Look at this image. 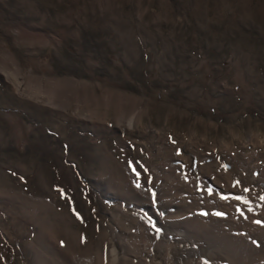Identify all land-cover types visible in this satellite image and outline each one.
<instances>
[{"label":"rangeland","instance_id":"obj_1","mask_svg":"<svg viewBox=\"0 0 264 264\" xmlns=\"http://www.w3.org/2000/svg\"><path fill=\"white\" fill-rule=\"evenodd\" d=\"M179 204L184 261L264 264V0H0V264L151 261Z\"/></svg>","mask_w":264,"mask_h":264},{"label":"bare ground","instance_id":"obj_2","mask_svg":"<svg viewBox=\"0 0 264 264\" xmlns=\"http://www.w3.org/2000/svg\"><path fill=\"white\" fill-rule=\"evenodd\" d=\"M180 181L184 182L182 179H180ZM149 188H150V185L148 186V189ZM148 189H147V193H149ZM169 208H172L174 211L172 213H168V215L166 214L167 215V219L164 222L157 221V223H155V224L151 223L149 226L146 225L147 228L143 227L144 228L143 229L144 232L148 231V230L151 231L152 235L150 237L152 238V241H154V242H151L152 245H155V242H157L156 246H158V247L160 246V248L165 249L166 250V253H165L166 255L165 254L164 255L161 254V252L159 251V256L157 258L152 257V259L150 258L151 261H147L143 257H148L149 255H148L147 252H149V251H147L145 249L138 250L139 249V245L136 244V243H133L134 241L133 242L132 241L129 242V245H127L125 243H122V244L119 243V247H117V244H115V242H113L112 239H108L107 238L105 241H102V239L99 240L100 242H99V245H98V250H97V253L95 255L96 256V262H94V264H182V263H185V264H200V261L197 260V259H194V260L191 259L190 261H186L187 260L186 259L184 261V258H180V257H182L181 254H182L183 251H188V249L185 250L186 249V245L179 244L177 241L169 239V238H167V236L165 237L164 235L158 233L159 231L158 232L156 231V228H155L156 226L155 225H158V227L160 229L162 228V230H169V231L177 230V231H180L182 234L185 235V237L187 236V238H188L187 242L188 243H186V244H189V245L193 244L194 242L198 243L200 240L202 241V237H204L202 232H207L209 237H210V235H213V234L209 233L210 229L208 230L206 226H204V227L201 226L202 224H201V222L199 220L201 218L200 217L201 214L199 212H196L194 210V208H193L192 211H188V209H186V207L182 206V204L174 205V206H171V207L169 206ZM120 212L122 213V215H126L124 210L121 209V208H120ZM176 214H178V215H176ZM141 230L138 231L137 233L140 234ZM260 231H261V229H254V233H256V235H258V234L260 235L261 234ZM44 235H45L44 239H46L47 243H49L51 245L52 241H53L51 239V236L46 234V233ZM246 235L247 234H244V235L243 234H237L235 236L229 235V236H224V239L226 241H233L234 243L237 242L238 244H240V245L244 246V248H246L245 246H248L247 242L245 241L246 240ZM253 235L255 236V234H253ZM230 236L232 238H230ZM205 237H207V236H205ZM263 238L264 237H262V239ZM207 239H209V238H207ZM247 239H249V238H247ZM207 244L208 245L200 246V250L205 255L209 254L208 251H210V249H211L209 247V245H210L209 242ZM249 244H250V242H249ZM253 244H255V243H253ZM30 247H35V246L31 245ZM151 247L152 246H150V249H151ZM147 248L149 249V247H147ZM228 249H229V247H228ZM196 251L197 250H192L191 249L189 254L196 255L197 254ZM56 253H58V255L62 258V261H63L62 263L63 264H88V262H86V260L83 261L82 263L81 262L74 263L75 260L72 257V255H70V254L67 255L66 253H64V251H62L60 249H57ZM255 256H256V259H259L258 258L259 257L258 253H256ZM175 257H178V258H175ZM196 257H197V255H196ZM91 263H93V262H91ZM91 263L89 262V264H91Z\"/></svg>","mask_w":264,"mask_h":264}]
</instances>
